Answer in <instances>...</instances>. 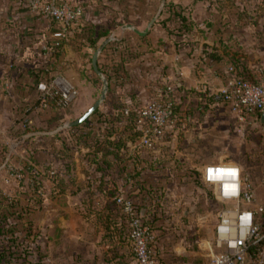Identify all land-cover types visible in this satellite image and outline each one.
Masks as SVG:
<instances>
[{
	"label": "crops",
	"instance_id": "1",
	"mask_svg": "<svg viewBox=\"0 0 264 264\" xmlns=\"http://www.w3.org/2000/svg\"><path fill=\"white\" fill-rule=\"evenodd\" d=\"M55 1L81 4L84 14L62 23L32 13L29 0H0V166L11 154L0 173V264H135L129 222L117 198L141 204L150 187L164 193L162 219L153 227L157 252L170 264L172 252H186L184 235L197 228L186 221L208 216L196 208H207L205 186L210 193L212 187L191 174L200 175L207 164H237L231 154L255 133L264 134L261 113L239 131L229 103L214 97L228 82L231 65L240 76L264 83V0H167L144 37L122 26L143 30L161 0ZM102 28L125 42L108 45L99 59L111 77L92 122L97 143L77 146L71 128L58 137L14 138L16 119L40 96L39 81L62 80L76 88L81 114L94 104L99 83L86 32L97 36ZM162 95L176 103L172 124L154 149L139 148L123 117ZM57 115L56 122H66L72 113L48 107L32 110L30 118L50 123ZM142 210L149 221L151 212ZM202 251L206 255L208 246Z\"/></svg>",
	"mask_w": 264,
	"mask_h": 264
},
{
	"label": "built area",
	"instance_id": "2",
	"mask_svg": "<svg viewBox=\"0 0 264 264\" xmlns=\"http://www.w3.org/2000/svg\"><path fill=\"white\" fill-rule=\"evenodd\" d=\"M29 1L32 13L57 22L65 23L84 14L81 4H58L55 0ZM228 70V82L215 94L216 99L229 103L237 115L238 130L244 131L251 124L252 116L264 110V83L240 76L233 65ZM38 90L44 97L58 96L61 108H67L78 94L76 88L62 80H53L50 85L42 82ZM173 91L174 87L168 85L166 92L171 94ZM175 105L172 99L162 95L138 111L137 126L141 131L139 148L154 149L164 140L175 117ZM200 178L212 187V196L224 205L218 214L209 251L200 264H264V203H256L252 180L244 175L239 164L231 162L204 165ZM117 202L128 218V239L135 264H163L157 252V236L146 223L142 211L135 207L134 200L120 196Z\"/></svg>",
	"mask_w": 264,
	"mask_h": 264
},
{
	"label": "trees",
	"instance_id": "3",
	"mask_svg": "<svg viewBox=\"0 0 264 264\" xmlns=\"http://www.w3.org/2000/svg\"><path fill=\"white\" fill-rule=\"evenodd\" d=\"M111 33L112 32H111L110 29L102 28L101 30H99V33L97 34V36H95L94 34H91L89 32V30H88L86 32V37H87L90 45L92 46V48L95 51L100 46L98 44L99 40L101 38L109 37L111 35ZM123 42H125V40H121L120 42H118V40H115V41H112L111 43H109L108 45H111V44L122 45ZM108 45L105 47V49L108 47ZM61 46H62L61 43L54 44L52 46L53 47V51L57 52V50L60 49ZM99 67L108 76V78L111 77V75L105 69H103L100 65H99ZM47 81H48V85H50L51 82H52L51 79H48ZM39 82L37 83V86H38ZM214 97L216 99L215 95H214ZM167 98H169V97H167ZM58 99H59L58 96L44 97V96L40 95L38 100L33 105L30 106L29 110L24 112L23 117L16 119L14 125L11 128V135L14 138L19 140L27 133L35 132V131H49V130H52L55 127L59 126L60 122H56V121H58V119H60L59 115H57V117L50 118V123H47L46 121H43V120H41L40 122L37 123V122L33 121L30 118V113L34 109H38L39 110V109H46V108L49 107V108H53V109L57 110L58 113H59V111H62V109H66V108H61V106L58 104ZM170 99H172V98H170ZM141 108L135 107L134 110H131L128 115L123 117V118H128L130 126H131V130H135V133H134V136L132 137V139H133V141H134V143L136 144L137 147H138L137 143L139 141V137L141 136L140 135L141 132L137 128V117H138V111ZM176 111H177V107L175 109V113H176ZM99 112L100 111L98 109L89 119L85 120L82 124H80L78 126H75V127L70 129V131L73 133V137H74V140H75V143H76L77 146H79L81 144L88 145L90 140H92L91 141V143H92L91 145L92 146H94L97 143V135L95 133V126H94V124L92 122H93L94 117L97 114H100ZM39 115H40V112H38V116ZM56 137H58V135H56ZM121 144H122L121 141H119L115 145H119L121 147ZM7 154H8V152H5L4 159L6 158ZM11 172L17 174V171L11 170ZM191 176L193 178L195 176L194 180L198 184L203 185V182L201 181L200 175L198 173L196 175L191 174ZM137 190H139V191L141 190L143 192L141 186L138 187ZM144 191L149 196V198H145V200H143V202H141V204L137 203L134 200V205L140 211L143 208H146L149 212H151V214H149V216H148V218H149L148 220L149 221H147L146 219H145V221H146L147 224H149V226L152 228V230H154L153 224L155 223V221H157L158 219H162L161 216H160V213H161L160 208L162 207V204L160 203V199H162V196H164L163 195L164 193H159L153 187H150L148 189L145 188ZM122 210H123V208H122ZM127 220H128V218H127ZM166 220H167V218L164 219L163 223H165ZM6 251H7V249H6ZM26 254H27V251H25V252L23 251L22 255L25 256ZM20 255H21V252H20ZM11 256H13V254H11ZM169 259H170V264H189V263L200 264L202 262V259L195 260L194 262H191V261H189L187 255H185V254H177L175 252L171 253V256H170ZM161 260H162V263L165 264V260L162 259V258H161ZM119 264H127V263L119 262Z\"/></svg>",
	"mask_w": 264,
	"mask_h": 264
},
{
	"label": "rangeland",
	"instance_id": "4",
	"mask_svg": "<svg viewBox=\"0 0 264 264\" xmlns=\"http://www.w3.org/2000/svg\"><path fill=\"white\" fill-rule=\"evenodd\" d=\"M91 64V63H90ZM96 76L97 74L94 73ZM98 83H99V90L97 92V97H99L102 89V80L100 77H98ZM78 91V90H77ZM79 91L77 96L74 98V100L70 103L69 107L66 108L67 112L72 113L71 118L66 121H73L79 118L82 114L83 105L81 102V99L79 98ZM65 122H60V124ZM253 136L255 138L248 139L247 145H243L242 149H238V152L231 154V157L237 160V164H240L243 173L245 176H248L255 186V193H256V203H264V134L261 133H255ZM220 154H217L215 158L220 157ZM221 160V159H217ZM207 189V197H208V206L207 208L201 207V203L198 204L196 210H199L201 212L202 210H205V213H208V216L205 218H191L188 219L186 222L190 221L191 225L194 224L197 226V230L194 229V231L190 230L189 234L186 233L184 242V249L186 247V252L182 253L187 255L189 261L194 262L195 260L203 259L202 257L205 256L202 252V245L209 246L210 243H212V237L214 236V229L215 226L218 223V214L219 211L224 207V205L216 199L214 196H212V193H210V189L205 186ZM202 199V197H201ZM199 202L200 199H199ZM203 202V201H202ZM203 213V212H202ZM204 213V214H205ZM188 224V223H187ZM178 237V236H176ZM175 237V238H176ZM198 241L200 242L198 244ZM180 243V241L178 242ZM201 247V248H200ZM263 248V257H264V246ZM201 250L202 255L194 257L193 255L189 254V251H196L197 253ZM177 252V251H174Z\"/></svg>",
	"mask_w": 264,
	"mask_h": 264
},
{
	"label": "water",
	"instance_id": "5",
	"mask_svg": "<svg viewBox=\"0 0 264 264\" xmlns=\"http://www.w3.org/2000/svg\"><path fill=\"white\" fill-rule=\"evenodd\" d=\"M166 3H167V0H161L160 5H159V7L157 9V12L155 13L153 18L149 21V23L147 24V26L143 30L139 29L138 27H136V26H134L132 24L123 25L122 26V30L123 31L131 30V31L135 32L136 34H138L139 36H142V37L147 36L151 32V30H152L153 26L155 25V23L161 17V15L163 13V10H164V8L166 6ZM117 39L118 38L116 36V33H112L109 37H107L100 44V46L93 53V57H92L93 70L100 77V79L102 80V90H101V93H100L99 97L95 100L94 104L84 114H82L76 120L62 123L61 125H59L54 130H50V131H35V132L27 133L24 136V139H29V138L36 137V136H52V135H56V134L60 133L61 131L65 130V129H70V128H73L75 126H78V125L82 124L85 120L89 119L100 108V106L106 100L108 92H109V78L100 69V67H99V59H100L101 54H102L103 50L105 49V47L109 43H111L112 41H115ZM261 123L264 125V110L261 113ZM10 159H11V154H9L7 156V158L5 159V161L1 164L0 173L2 172V170H4L8 166ZM142 216L143 217L145 216V210H142Z\"/></svg>",
	"mask_w": 264,
	"mask_h": 264
},
{
	"label": "snow or ice",
	"instance_id": "6",
	"mask_svg": "<svg viewBox=\"0 0 264 264\" xmlns=\"http://www.w3.org/2000/svg\"><path fill=\"white\" fill-rule=\"evenodd\" d=\"M217 174H219V170H217ZM209 178H210V179L212 178L211 170H210V172H209Z\"/></svg>",
	"mask_w": 264,
	"mask_h": 264
},
{
	"label": "clouds",
	"instance_id": "7",
	"mask_svg": "<svg viewBox=\"0 0 264 264\" xmlns=\"http://www.w3.org/2000/svg\"><path fill=\"white\" fill-rule=\"evenodd\" d=\"M233 175H235V173H233Z\"/></svg>",
	"mask_w": 264,
	"mask_h": 264
}]
</instances>
